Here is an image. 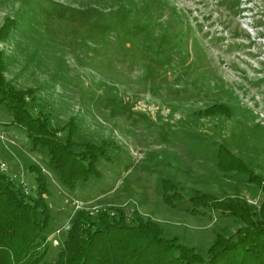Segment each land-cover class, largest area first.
<instances>
[{
	"label": "rangeland",
	"instance_id": "rangeland-1",
	"mask_svg": "<svg viewBox=\"0 0 264 264\" xmlns=\"http://www.w3.org/2000/svg\"><path fill=\"white\" fill-rule=\"evenodd\" d=\"M5 15L16 19L0 41L6 78L36 87L52 125L75 115L77 141H113L96 171L68 187L0 106L6 172L35 186L30 161L48 178L51 233L39 264H53L78 207L137 209L205 252L217 231L242 222L193 203L194 190L264 197L217 165L222 146L264 176V0H0V24ZM214 101L230 113L204 114ZM162 178L182 193L173 204Z\"/></svg>",
	"mask_w": 264,
	"mask_h": 264
},
{
	"label": "trees",
	"instance_id": "trees-1",
	"mask_svg": "<svg viewBox=\"0 0 264 264\" xmlns=\"http://www.w3.org/2000/svg\"><path fill=\"white\" fill-rule=\"evenodd\" d=\"M15 26L16 19L5 15L0 41L7 39ZM5 69L0 48V106L12 113V123L25 128L33 147L46 151L47 164L56 169L61 181L74 187L79 178L86 179L96 171L98 157L108 156L105 146L113 141H77V118L73 114L52 125L36 87L16 86L6 78ZM203 113L229 114L230 108L214 101ZM217 165L227 172L245 174L264 195V176L229 149L220 147ZM27 166L34 172L35 186L0 169V264H39L48 250V178L41 164L29 161ZM174 185L169 179H161L163 199L171 204L182 197L180 191H167ZM188 197L195 204L236 216L242 224L229 234L217 231L201 252L177 235L165 236L158 222L137 209L127 212L115 204L97 209L82 206L74 211L61 245H56L53 264H264V197L258 204L236 194L218 197L200 190Z\"/></svg>",
	"mask_w": 264,
	"mask_h": 264
},
{
	"label": "built area",
	"instance_id": "built-area-1",
	"mask_svg": "<svg viewBox=\"0 0 264 264\" xmlns=\"http://www.w3.org/2000/svg\"><path fill=\"white\" fill-rule=\"evenodd\" d=\"M0 169H1V170H4V169H6V166H5V164L1 163V161H0ZM56 242H57V241H56Z\"/></svg>",
	"mask_w": 264,
	"mask_h": 264
}]
</instances>
